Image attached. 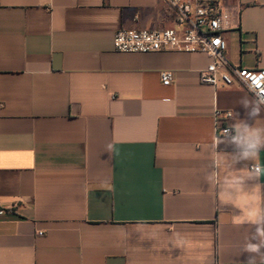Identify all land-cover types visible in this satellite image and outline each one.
<instances>
[{
	"label": "crops",
	"instance_id": "obj_1",
	"mask_svg": "<svg viewBox=\"0 0 264 264\" xmlns=\"http://www.w3.org/2000/svg\"><path fill=\"white\" fill-rule=\"evenodd\" d=\"M221 5L229 60L264 68V0ZM173 25L169 0H0V264H246L264 150L232 166H260L235 199L211 163L219 127H264V110L247 117L239 81L204 82L207 53L114 46Z\"/></svg>",
	"mask_w": 264,
	"mask_h": 264
},
{
	"label": "built area",
	"instance_id": "obj_2",
	"mask_svg": "<svg viewBox=\"0 0 264 264\" xmlns=\"http://www.w3.org/2000/svg\"><path fill=\"white\" fill-rule=\"evenodd\" d=\"M174 14V25L160 29H127L115 32L114 46L119 51L150 52L160 50H182L204 52L211 62L202 70L201 79L214 85H231L235 81H245L250 77L264 75V68H248L235 64L227 57V15L222 9V0H169ZM164 85L174 81L171 70L160 72ZM247 88V87H246ZM248 90V88H247ZM217 118L231 116L230 111L215 112ZM229 128L219 127L218 132ZM259 168V165H252ZM251 166V167H252ZM7 208L0 206V218Z\"/></svg>",
	"mask_w": 264,
	"mask_h": 264
},
{
	"label": "clouds",
	"instance_id": "obj_3",
	"mask_svg": "<svg viewBox=\"0 0 264 264\" xmlns=\"http://www.w3.org/2000/svg\"><path fill=\"white\" fill-rule=\"evenodd\" d=\"M245 84L253 94V98L249 99L245 96L239 103L247 110V117L257 121L261 111L264 110V75L250 77ZM220 133L223 140L216 137L217 143L214 147L216 158L213 159L211 167L217 173L223 170L218 178L220 194L235 199L236 195L243 190L244 180L259 178L260 169L252 166L250 169L244 168L237 172L232 170V166L244 161L255 162L259 158L260 152L264 150V127L250 126L246 120H236L234 124ZM219 143L233 146V153L217 152L216 147ZM108 150L117 154L119 151L113 144L108 145ZM222 157L227 159H222ZM245 171L249 173L247 176L242 175ZM239 223L255 226V232L243 248V251L249 254L246 264H264V252L261 251L264 249V206L258 208L248 206ZM152 235L155 237L157 233L153 232ZM253 240L256 242L253 243Z\"/></svg>",
	"mask_w": 264,
	"mask_h": 264
}]
</instances>
